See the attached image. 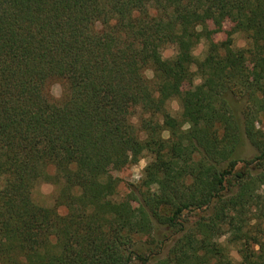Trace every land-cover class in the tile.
I'll list each match as a JSON object with an SVG mask.
<instances>
[{
  "label": "trees",
  "instance_id": "obj_1",
  "mask_svg": "<svg viewBox=\"0 0 264 264\" xmlns=\"http://www.w3.org/2000/svg\"><path fill=\"white\" fill-rule=\"evenodd\" d=\"M263 119L264 0H0V264H264Z\"/></svg>",
  "mask_w": 264,
  "mask_h": 264
},
{
  "label": "rangeland",
  "instance_id": "obj_2",
  "mask_svg": "<svg viewBox=\"0 0 264 264\" xmlns=\"http://www.w3.org/2000/svg\"><path fill=\"white\" fill-rule=\"evenodd\" d=\"M212 27V25H210ZM215 28V27H212ZM231 29V22L226 21L223 25V28L220 32H217L214 34L213 39L214 42H220L222 40H225L227 36H231L233 38V44L235 47H245L247 45V40L242 32H234L229 33V30ZM210 40L207 38L201 39V41L195 46L194 48V54L197 59H202L206 53V50L208 48V45L210 44ZM162 54L165 58H172L176 54V49L173 45L166 46ZM193 70H196V67H193ZM147 76L150 78L153 77V72L151 70L147 71ZM202 80L198 76L195 77V80L192 83H185L182 90H188L192 88L194 85L200 83ZM52 93L56 98H59L62 94V85L61 83H54L52 85ZM169 110L173 115L179 116L180 115V102L179 98L176 97L172 100H170L168 104ZM134 122L138 123V117L136 116L134 118ZM259 127L264 128V119L261 120L258 124ZM164 136L168 137L169 132H164ZM152 160V156L149 152H144L139 162L126 166L124 168L118 169L113 164L108 166L107 169V177L111 178H117L119 180L118 190L116 194V198H128L129 196L132 198V192L131 190L138 186L139 182L141 181L144 169L147 166V164ZM57 193V187L49 182L41 183L35 190H34V199L46 206H51L54 204V198ZM133 204H138V202H134ZM61 213H66V208L61 207L60 209ZM167 250V249H166ZM231 256L235 262H239L241 257L239 253L237 252L236 248H232L231 250ZM132 264H142L139 262H134Z\"/></svg>",
  "mask_w": 264,
  "mask_h": 264
}]
</instances>
